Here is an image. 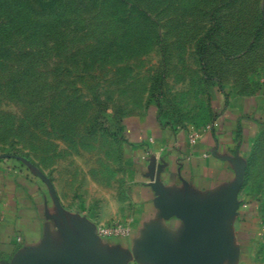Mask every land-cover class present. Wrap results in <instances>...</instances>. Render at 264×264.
Here are the masks:
<instances>
[{"label": "crops", "instance_id": "crops-1", "mask_svg": "<svg viewBox=\"0 0 264 264\" xmlns=\"http://www.w3.org/2000/svg\"><path fill=\"white\" fill-rule=\"evenodd\" d=\"M12 72L0 70V83ZM122 73L127 110L94 134L109 146L88 150L93 161L64 170L68 179L51 178L52 148L38 156L20 132L5 133L19 114L0 115V264H264V117L254 96L224 86L182 123L148 102L149 85L134 97L133 72ZM112 222L128 232L98 234Z\"/></svg>", "mask_w": 264, "mask_h": 264}, {"label": "rangeland", "instance_id": "rangeland-1", "mask_svg": "<svg viewBox=\"0 0 264 264\" xmlns=\"http://www.w3.org/2000/svg\"><path fill=\"white\" fill-rule=\"evenodd\" d=\"M72 2L76 9L58 1L33 4L49 15L30 24L35 32L28 40L22 15H12L14 37L0 20V70L14 69L15 77L0 83L6 86H0V115L20 117L3 128L9 137L20 132V146L31 145L38 156L52 148L51 178H70L64 170L93 161L88 150L109 146L94 134L108 133L127 110L118 90L130 77L124 67L133 72V96L149 85L148 102L176 121L186 122L228 85L254 96L255 112L264 117V0ZM0 12L6 13L1 6Z\"/></svg>", "mask_w": 264, "mask_h": 264}, {"label": "trees", "instance_id": "trees-1", "mask_svg": "<svg viewBox=\"0 0 264 264\" xmlns=\"http://www.w3.org/2000/svg\"><path fill=\"white\" fill-rule=\"evenodd\" d=\"M57 1L61 2V4L70 5L72 8H75V9L77 7L76 3L72 2V0H32V1L28 0L27 3H18L12 0H4V1L1 0L0 6L6 11L7 14L0 12V20L5 21L4 27L6 28L7 31H9L10 35L12 34V36L14 37L15 36L14 35L15 26H14V23L12 22V19H13L12 15L18 14V13L22 15V17H24L23 24L27 26L25 30L24 28H22L23 29L22 37L25 38V40H28L29 38L32 37V35L35 32V29H33L30 26V24L33 22H42V20L45 19L49 15V13L40 14V13L35 12L33 4L35 5L40 4L39 8H42L47 5L51 6L53 5V3H56ZM29 2L31 4H29ZM51 15L52 14H50V16ZM51 20L53 24L58 23L53 16H51ZM25 44L31 47L29 43H26V41H25Z\"/></svg>", "mask_w": 264, "mask_h": 264}, {"label": "built area", "instance_id": "built-area-1", "mask_svg": "<svg viewBox=\"0 0 264 264\" xmlns=\"http://www.w3.org/2000/svg\"><path fill=\"white\" fill-rule=\"evenodd\" d=\"M129 230L128 226L122 222H112L98 228V234L101 236H112L125 234Z\"/></svg>", "mask_w": 264, "mask_h": 264}]
</instances>
